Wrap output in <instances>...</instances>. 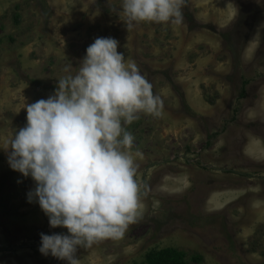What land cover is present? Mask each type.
Segmentation results:
<instances>
[{
	"label": "rangeland",
	"instance_id": "1",
	"mask_svg": "<svg viewBox=\"0 0 264 264\" xmlns=\"http://www.w3.org/2000/svg\"><path fill=\"white\" fill-rule=\"evenodd\" d=\"M183 15L128 32L108 0H0V147L98 37L118 40L164 101L127 129L142 216L121 239L78 249L80 264H147L169 249L187 264H264V0H188ZM34 187L0 149V264H67L39 251L41 233L67 230L27 201Z\"/></svg>",
	"mask_w": 264,
	"mask_h": 264
},
{
	"label": "clouds",
	"instance_id": "2",
	"mask_svg": "<svg viewBox=\"0 0 264 264\" xmlns=\"http://www.w3.org/2000/svg\"><path fill=\"white\" fill-rule=\"evenodd\" d=\"M108 3L130 32L141 23L182 24L188 0ZM118 47L115 38H96L74 75L72 65L64 68L53 95L25 105L26 125L0 147L10 168L35 182L27 201L38 203L51 228L67 230L41 233L39 251L67 264H80L78 249L121 239L148 194L138 179L142 153L127 129L142 115L160 117L164 101Z\"/></svg>",
	"mask_w": 264,
	"mask_h": 264
},
{
	"label": "trees",
	"instance_id": "3",
	"mask_svg": "<svg viewBox=\"0 0 264 264\" xmlns=\"http://www.w3.org/2000/svg\"><path fill=\"white\" fill-rule=\"evenodd\" d=\"M185 257L184 253L171 249L160 252L154 251L148 255L147 264H187Z\"/></svg>",
	"mask_w": 264,
	"mask_h": 264
}]
</instances>
